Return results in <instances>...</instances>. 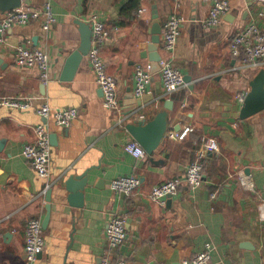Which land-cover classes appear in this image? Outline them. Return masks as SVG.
Masks as SVG:
<instances>
[{"label":"crops","instance_id":"crops-1","mask_svg":"<svg viewBox=\"0 0 264 264\" xmlns=\"http://www.w3.org/2000/svg\"><path fill=\"white\" fill-rule=\"evenodd\" d=\"M132 1L22 0L21 8L31 10L50 3L56 22L48 31L42 19L7 31L0 44V99L28 97L36 107L48 103L79 114L65 128L35 110L0 107V264H31L25 257L26 225L31 219L43 224L48 205L45 249L32 264H101L106 226L115 215L127 218L128 238L117 253L127 264H184L207 246L213 249L210 264H264V111L243 119L239 101L264 62L245 67L230 50L233 35L250 23L264 32V0H229L231 10L218 27L205 26L210 3L182 0L176 50L164 48L161 34L158 51L184 75V85L167 96L159 71L141 106L134 103L135 67L152 63L147 45L155 13L163 28L175 13V0H137L134 9L124 11ZM141 9H146L142 15ZM6 12L0 8V22ZM93 16L109 34L101 55L117 80L120 111L104 105L89 56L71 80L62 78L67 59L81 44L76 21L90 24ZM28 41L49 56L47 84L38 68L15 63V47ZM169 100L172 109L166 108ZM163 111L169 113V129L160 147L147 159L129 154L125 146L136 140L127 126ZM45 122L52 145L48 181L22 155L24 145L36 140L35 127ZM187 129L184 139L170 137ZM203 135L215 137L220 152L208 154L202 185L192 190L183 183L164 204L151 201L153 187L184 176ZM240 173L252 189L245 188ZM131 175L141 182L135 195L111 190L114 179Z\"/></svg>","mask_w":264,"mask_h":264},{"label":"built area","instance_id":"built-area-1","mask_svg":"<svg viewBox=\"0 0 264 264\" xmlns=\"http://www.w3.org/2000/svg\"><path fill=\"white\" fill-rule=\"evenodd\" d=\"M182 0H175V13L165 22L162 28V41L164 48L169 52H174L181 36L183 24L182 17L178 11ZM211 4L209 17L205 21L206 27H218L223 18L231 10L229 0H203ZM146 9H141L142 15ZM43 20V27L50 30L56 22V17L50 3L44 5L41 10H31L17 8L6 12L0 22V44L6 43V33L15 25H28L36 20ZM93 29V43L89 53V60L93 67V72L97 84L103 91V103L106 107L120 111V99L118 83L114 76L107 72L106 62L101 55V47L108 37V31L102 21L97 16L90 19ZM231 53L241 58L243 66H258L264 62V32L255 22L250 23L244 29L235 33L230 42ZM15 63L21 67L38 68L43 82L47 84L50 80V63L48 54L27 43L19 44L14 50ZM160 79L162 81L165 94L172 95L184 85V75L174 67L171 59L162 58L159 61ZM152 63H138L134 72L135 97L140 98L148 94L154 75L151 73ZM239 101L245 102V96H240ZM0 107L19 109L22 111L35 110L43 119H53L58 126L68 128L77 119L79 111L76 108L54 109L48 103L36 107L31 98H9L0 99ZM36 140L34 143L24 145L22 149L23 157L30 166L37 172L39 177L48 181L51 177L52 167V145L50 141L49 128L45 123L39 124L34 129ZM189 134V129L184 132H172L173 139H184ZM125 150L138 159H147L148 153L137 142L130 141L125 146ZM219 153L220 146L215 137L203 135L200 138L199 146L195 152L193 161L186 169L184 176L171 178L152 188L148 198L156 203L164 204L165 200L178 194L183 183H186L192 190L199 188L204 181L205 160L209 153ZM1 158V155H0ZM239 178L247 189H252L248 177L240 173ZM140 178L136 175L124 176L114 179L110 188L113 191L121 192L126 196H133L139 190ZM215 198L216 194L213 193ZM261 219L264 220V210L260 212ZM127 218L123 215H115L107 224L105 235L107 248L101 264H127V261L118 256V250L125 244L128 238ZM25 257L28 263H34L45 249V237L42 221L31 219L25 229ZM212 248L207 246L205 250L198 252L193 258L185 259L184 264H210L212 260Z\"/></svg>","mask_w":264,"mask_h":264},{"label":"water","instance_id":"water-1","mask_svg":"<svg viewBox=\"0 0 264 264\" xmlns=\"http://www.w3.org/2000/svg\"><path fill=\"white\" fill-rule=\"evenodd\" d=\"M21 6L22 0H0V8L3 11L14 10L21 8ZM154 18L155 23L152 32L153 38L151 43L147 45V49L152 52L150 60L152 61L151 73L153 75L160 71L159 61L162 59V56L158 51L159 45L161 43L162 26L156 13ZM76 23L79 25L81 31V44L66 61L63 73L65 76L62 77L63 80L66 81L73 78V75L76 73L84 57L89 55L93 43L92 26L89 23L83 22L81 20H77ZM153 51H155L156 54L153 55ZM143 98H145V96L134 100V103H137L139 106H141L143 104ZM129 99H133L131 93L129 96H127V103L129 102ZM172 105L173 101L169 100L166 103V108L172 109ZM262 111H264V70H262L251 83V91L248 93L245 99L243 108L241 110V117L245 119ZM168 115V111L159 112L150 121L147 119H141L130 123L127 126L134 139L146 150L148 155H153L165 139L166 133L169 129ZM83 191L84 189L81 188L80 192ZM47 200L50 203V191L47 194ZM50 208V205H48L47 216L43 221L44 229L47 228L49 222Z\"/></svg>","mask_w":264,"mask_h":264},{"label":"trees","instance_id":"trees-1","mask_svg":"<svg viewBox=\"0 0 264 264\" xmlns=\"http://www.w3.org/2000/svg\"><path fill=\"white\" fill-rule=\"evenodd\" d=\"M137 6V0H133L129 6H127L124 11H129L134 9Z\"/></svg>","mask_w":264,"mask_h":264}]
</instances>
